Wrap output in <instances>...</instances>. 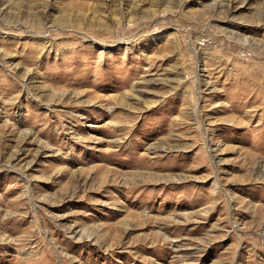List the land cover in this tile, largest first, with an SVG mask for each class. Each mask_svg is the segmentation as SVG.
Wrapping results in <instances>:
<instances>
[{
	"label": "rangeland",
	"instance_id": "rangeland-1",
	"mask_svg": "<svg viewBox=\"0 0 264 264\" xmlns=\"http://www.w3.org/2000/svg\"><path fill=\"white\" fill-rule=\"evenodd\" d=\"M0 264H264V0H0Z\"/></svg>",
	"mask_w": 264,
	"mask_h": 264
}]
</instances>
